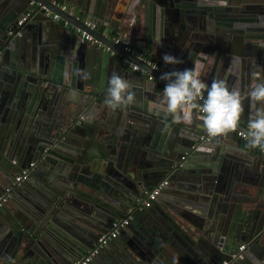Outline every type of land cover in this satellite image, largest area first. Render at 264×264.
Masks as SVG:
<instances>
[{"label": "water", "instance_id": "1", "mask_svg": "<svg viewBox=\"0 0 264 264\" xmlns=\"http://www.w3.org/2000/svg\"><path fill=\"white\" fill-rule=\"evenodd\" d=\"M53 1L0 0V195L17 173L34 163L27 179L14 185L9 202L0 205V264H70L164 179L157 232L140 220L159 207L160 202L153 201L120 228L92 264H100L103 253L109 254L106 264H264V147L245 150L209 137L203 125H197V109L192 125H186L173 123L165 113L160 120L152 108L133 104L117 108L121 127L108 126L97 120L113 115L105 103L110 74L95 75L101 74L99 83L89 80L79 98L60 79L61 64L68 57L80 60L86 53L90 61L115 60L109 55L112 50L165 85L161 73L138 55L172 54L185 68L199 70L206 83L222 78L246 93L253 72L264 80V0H136L132 7L118 10V27L134 52L124 51ZM60 1L70 7L84 3ZM32 6L31 16L17 25ZM42 6L68 24L54 20ZM100 7L94 19L109 21L110 8ZM75 26L110 50H86L88 43L80 41ZM14 55L21 61L14 62ZM123 73L136 94L148 98L154 92V80L134 70ZM37 98L52 114L63 103L71 121H40L47 113L36 109ZM252 104L244 100L238 129L245 132L249 116L260 106ZM83 110L87 119L84 115L77 123ZM232 136L235 139L236 132ZM205 154L206 159L198 157L202 162L195 159ZM97 159L106 162L109 176L97 174ZM214 210L230 213L217 216ZM231 213L233 219L239 215L237 223L230 221ZM195 214L203 216L196 217L201 223L193 219ZM72 217L97 231L79 232ZM192 225L201 228L197 232Z\"/></svg>", "mask_w": 264, "mask_h": 264}, {"label": "clouds", "instance_id": "2", "mask_svg": "<svg viewBox=\"0 0 264 264\" xmlns=\"http://www.w3.org/2000/svg\"><path fill=\"white\" fill-rule=\"evenodd\" d=\"M165 64L177 65L183 61L172 54L162 57ZM81 79H89L85 69H77ZM199 70L186 68L182 71L162 73L160 79L166 81L160 107L166 116H171L173 123L192 125L194 110L200 115L196 118L202 122L209 137L226 136L236 132L244 112V100L249 99L260 105L249 116L246 139L248 147H264V80L253 72L249 90L242 94L239 88L230 87L222 78H213L210 84L200 78ZM136 102V92L132 83L117 73L108 79L106 105L116 110Z\"/></svg>", "mask_w": 264, "mask_h": 264}, {"label": "crops", "instance_id": "3", "mask_svg": "<svg viewBox=\"0 0 264 264\" xmlns=\"http://www.w3.org/2000/svg\"><path fill=\"white\" fill-rule=\"evenodd\" d=\"M57 1H60V0H57ZM115 1H117L116 2L117 3L116 4V9L112 10V6H114V8H115ZM135 1L136 0H83V2H84L83 6L80 7L78 5H73V6H71V9H72V13H73V15L75 17H77L79 19L81 18L82 21H84L86 19H89L91 21L96 22L101 30L107 31L112 36L120 37L121 41L124 44H128V45H131L133 47V44L131 42L127 41L124 36H122L121 33L123 32V29L120 26L118 27V17H119L118 10H120V8H122V7L126 8V9L129 6L132 7V3H135ZM187 1L191 2V0H187ZM101 4H104V6H106L107 8H110L109 21L108 20H106V21L105 20H101L100 21V20H95L94 19L95 16H93V15L96 14L97 10H100ZM68 5L70 6V3ZM195 22H199V20L196 19ZM61 23L64 24L63 22H61ZM113 24H114V26H113ZM76 33L79 35V33L77 31H76ZM80 41H82V39H80ZM93 47H98V46H95V45H92L91 43H88V48H86V50L87 49L90 50ZM101 47H103V49H105V50H110L108 47H105L104 45L101 46ZM133 48L135 50V47H133ZM73 54L75 55V53H73ZM109 55H110V57H114L115 60L113 58L110 60V58H108V57H102V58H100V60H93V61L91 60L90 61V59L87 57L86 53L83 55V57L80 60H78L77 58H75L73 56L68 57L66 60H64L62 62L61 68H60V71L64 72V73H62L63 76H60V79L63 81V82L61 81L62 84L65 83V87L67 89L72 90L75 93V95H76L75 97L79 98V97H81V92H86L87 85L89 84V80H90V83L97 84V83H99L98 82L99 81V76L101 74H103V76L107 77L108 74L112 75L113 73H117V74H119V75H121L123 77L124 76L123 71L132 70L130 68L129 64L127 63V61L125 59H123L120 55L115 54L112 50H110V54ZM147 56H149L150 58L159 60L165 68H167V69H169L171 71H173V70L182 71V70L186 69L184 64L183 65H181V64L171 65V67H168L163 62L162 57H159V56H156V55H152V54H148ZM12 58H13L14 62H17V61L20 62L21 61V58H20L19 55L16 56V57L14 55V57H12ZM46 61H49V59H47ZM77 69H85L90 74V76H92V75H94V76L91 77L90 79H81V77L76 74V70ZM65 72H66V74H65ZM98 73H101V74L99 76L95 77V75H97ZM147 73H148L147 70L139 72V74L141 76H143L144 78L148 79ZM238 79H239V76H238ZM79 80H80V82H78ZM152 80H154V82H155L154 92L152 91L148 98H146V96L143 95V94L142 95L136 94V102L134 104L137 107H140V108H145V109L146 108H152V111H154L155 114H158L159 116H157V117L160 118V120H161L160 116H161V114H164V110L160 107L161 101H162L164 84L159 79H157L156 77L154 79H152ZM54 83L60 84V80H59V82L54 81ZM67 84H69V85H67ZM71 84H73L74 86H71ZM79 84L82 87V89H78L76 87ZM54 89H55L54 86H50L49 87V92L51 94H54ZM240 91L243 94L246 90L244 88H240ZM82 94H84V93H82ZM48 98H50L49 101H51L53 99V96L48 97ZM43 103L44 102H41L37 98V107H36V109L38 111L39 110H43L44 111V109H45L44 112L47 113L46 112V110H47L46 107H48L49 105H44ZM39 106L42 107V108H40ZM253 106L255 107V106H257V104H254V105L252 104L251 107L253 108ZM129 108H133V107H129ZM38 111H36V112H38ZM112 114H113L112 116L111 115H107L106 118L103 117V119H101V120L99 118V120H97V121H104V122H106V124L108 126L119 127L120 126V125H118L119 117L116 116V114L119 115L120 112L116 109V110H113ZM84 115H85V119H84V121H85L87 119V116H86L85 111L83 110L79 114V116L76 117V119H75L76 122L77 123L83 122V121L79 122L78 118L80 116H84ZM124 118H125V116H124ZM69 119H70V117L68 116V114H67V112L65 110V106H64L63 103L59 104L58 109H54V114L48 112L47 116L43 115L41 117V119L39 118L40 121L41 120L45 121L46 123H50V125H55V124L62 125L65 122H69ZM70 121H71V119H70ZM163 121H166V120H163ZM198 124L202 125V122L200 120H198L197 121V125ZM218 140H220L219 142H223V144H228V146L231 144L233 146L240 145L242 147V149H245V150H247V148L250 149V150L256 149V148L248 147V141L238 137L237 135L235 136V139H233L232 133H229L226 136H221ZM120 151H122V149ZM234 151L238 152V150H236V148L234 149ZM199 156L202 159H206L208 157L207 154H205V155H197V156H195V159H197ZM201 158H198L197 160L202 162L203 160H201ZM96 166L99 169L97 174L108 175V172L106 170L107 164H106V162L103 159H97ZM44 169H41V170L43 171ZM71 169H72L71 167H68V168H66V171L69 173L71 171ZM43 178H45V177H43ZM42 181H44V180H42ZM157 198L159 200V197H157ZM158 200L157 199L155 200L157 204L160 202V200L159 201ZM7 202H9V200ZM130 206L127 208L128 209L127 211L133 209V207H130ZM161 206H164L163 202H160L158 208H154L153 209V215L151 213H149V214H146L144 217H141V219H140L142 221V226H144V225L148 226L149 225L151 228H153L151 231L154 232V233L157 232L156 229L159 226L157 224L158 221L156 220V218H159V214H161V212H162ZM228 213H230V212L229 211L228 212L227 211L226 212H222L221 210H218V212L215 213V210H214V214H216L217 216H220V215L226 216ZM78 215H79V217H83L81 214H78ZM124 215H125V213L122 215V217ZM230 215H232V216L229 217L230 221H234L235 223H237L238 222V219H237L238 217L237 216H239V215L236 216L234 214L235 215L234 219H233V213H231ZM89 216H91V215H89ZM148 216H149V218L146 219ZM196 217L202 219L203 216L201 214H198V215L195 214V218H193L194 220H197L198 223H201L202 221L200 219H198V218L196 219ZM71 220L70 221L72 223L77 225L76 230H79V232H83L85 229L87 231L88 230L97 231L96 229L94 230L93 228L91 229L90 227L86 228V226H88V223L87 222H85V223L81 222V220H79L77 217H72ZM189 223H191V222H189ZM160 226H161V224H160ZM201 226H202V224H201ZM201 226L198 227V226L192 225V228L194 227V229L198 232L199 229L201 228ZM161 230H164V229H161ZM222 238L224 239V237H222ZM176 245L179 246V247L184 248V246L178 240H176ZM219 248L222 249L221 246ZM254 250H255V248H254ZM252 254L255 256L254 253H252ZM39 258H41V257H39ZM101 258L102 259H100V262H101L100 264H106V262L109 259V254L108 253H106V254L103 253Z\"/></svg>", "mask_w": 264, "mask_h": 264}, {"label": "built area", "instance_id": "4", "mask_svg": "<svg viewBox=\"0 0 264 264\" xmlns=\"http://www.w3.org/2000/svg\"><path fill=\"white\" fill-rule=\"evenodd\" d=\"M62 11H67L70 15H73L71 7L68 5V3L63 2V1H53ZM33 7L30 8L26 13H24L18 20H17V25H22L25 20H27L32 13ZM45 9V13L48 15H51L54 20L61 21L65 25L68 24V20L61 19L60 15L56 12H52L45 6H42ZM83 24L90 27L91 29H94L98 32H100L104 37L110 39L113 44L120 45L124 51H130L134 52V48L131 45L124 44L120 37L117 36H112L109 34L107 31H103L100 29V27L93 21L86 19L83 21ZM75 30L79 33V36L82 40L91 43L92 45L101 47L104 44L97 38H95L93 35H91L89 32H87L85 29H81L79 27H74ZM105 46V45H104ZM142 62L146 65L151 67L153 71H157L159 73H165L169 72L171 70L165 68L162 63L157 60L150 58L149 56L145 55H138ZM130 66V68L136 72H142L146 71L145 69L141 68L138 64L132 63V62H127ZM148 79L152 80L155 78L154 74L151 72L147 73ZM165 86V85H164ZM198 110V109H197ZM83 116H80L79 122L82 121ZM236 135L244 140L246 139V132L242 131L240 129H237ZM46 150V149H45ZM184 158V157H183ZM34 165L33 162H31L28 166H25L13 179V182L10 186L6 187L3 193L0 195V205L6 203L12 193V189L15 184H19L23 182L24 180L27 179L30 168ZM167 184V180H162L160 181L157 185L154 187L150 188L148 191L145 193V197L143 200L133 209L127 211L123 217L116 218L111 222L110 230L104 234H101L97 241L95 242L93 248L88 250L83 256L78 257L70 262V264H89L92 259L94 258L95 255H97L100 250L107 244L109 240L112 238H115L119 234V230L121 227L126 226L132 219L134 214L137 211H143L147 207H149L153 201H155L160 194L162 188ZM240 250L244 249V245H241L239 247ZM241 254L239 253L238 256Z\"/></svg>", "mask_w": 264, "mask_h": 264}, {"label": "flooded vegetation", "instance_id": "5", "mask_svg": "<svg viewBox=\"0 0 264 264\" xmlns=\"http://www.w3.org/2000/svg\"><path fill=\"white\" fill-rule=\"evenodd\" d=\"M101 250H102V249H101ZM101 250H100V251H101ZM92 262H93V259H92V261H91L89 264H92Z\"/></svg>", "mask_w": 264, "mask_h": 264}]
</instances>
